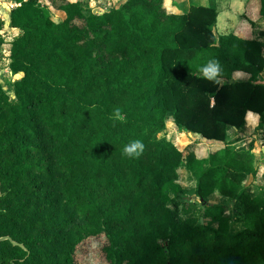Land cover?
<instances>
[{
  "label": "trees",
  "instance_id": "16d2710c",
  "mask_svg": "<svg viewBox=\"0 0 264 264\" xmlns=\"http://www.w3.org/2000/svg\"><path fill=\"white\" fill-rule=\"evenodd\" d=\"M16 2L11 26L21 34L1 43L23 76L15 99L0 83V237L26 248L1 242L0 264H264V195L244 186L252 149L200 159L159 136L168 113L226 144L249 111L264 130V43L217 37L215 0L185 14L165 0L102 13L81 1ZM211 59L223 67L219 84L200 72ZM134 140L144 151L129 158ZM181 166L197 179L200 216L196 204L175 203L187 191ZM215 191L238 209L210 203ZM233 219L243 227L235 234Z\"/></svg>",
  "mask_w": 264,
  "mask_h": 264
},
{
  "label": "rangeland",
  "instance_id": "374dc122",
  "mask_svg": "<svg viewBox=\"0 0 264 264\" xmlns=\"http://www.w3.org/2000/svg\"><path fill=\"white\" fill-rule=\"evenodd\" d=\"M86 12H99V11H106L113 8H121L123 4L127 0H81ZM213 0H165L166 6L170 13H179L185 14L189 11L190 7L196 4L199 5H210ZM217 10L218 6L220 7V13L218 10L219 19L217 20L219 26H216L215 33L217 37L221 36L222 34H229L232 33L230 29H227L225 26V22L227 21L226 25L229 27L236 28V26L240 23H244V18L249 19L247 15L250 12L249 8L257 6L258 11L262 15V8H263V0H215ZM249 5V6H248ZM18 3L16 0H0V51L5 55L4 48L1 43H4V40L8 39V37H3L2 33L8 24L6 23L9 18H11L12 9L17 7ZM55 18L57 20H61L64 17V14L61 12H53ZM256 22L250 21L249 23L254 27H257L261 21L258 20V16L254 18ZM253 22V23H252ZM6 25V26H5ZM264 25V22L262 23ZM221 26V28H220ZM252 34V33H251ZM12 36L15 37L13 34ZM252 36V35H251ZM11 39L13 37H10ZM9 38V39H10ZM249 38V36H248ZM252 38V37H250ZM23 75V74H22ZM240 76H245L244 73H240ZM260 81H264V73L260 75ZM14 82L11 81L7 85V91L12 95L11 98L15 99V91H13ZM167 128L164 132H162L159 136L166 137L175 145H177L185 155H188L190 152H194L195 154H201L202 151L200 150L199 146L202 144V141L180 134L175 131V128L178 127L174 123V116L172 113L167 114ZM264 134L263 129H258L253 126H246L245 129L242 131L243 134L249 136L251 138L259 139L262 136L258 133ZM188 133H192L188 131ZM263 145H264V138H263ZM257 145V154H256V171L255 173L248 178L247 182L245 183V187L248 192L252 193L253 195H264L263 187H264V146ZM216 146H210L209 150L212 152L215 150ZM258 155V156H257ZM188 189L192 186L191 183L188 182L187 184ZM183 196L185 199L177 198L175 203H183L184 201H188L189 203H194L197 206L196 215L201 214L204 210V204L202 203L199 198L196 196L193 190H187L183 192ZM173 209L177 210L180 216L184 215L183 205L177 207L174 203L169 204ZM233 209V207H232ZM234 211V209H233ZM230 231L231 233L235 234L243 229L242 223L239 222L237 219H233L232 223H230ZM217 227V225H215Z\"/></svg>",
  "mask_w": 264,
  "mask_h": 264
},
{
  "label": "crops",
  "instance_id": "0c3cea01",
  "mask_svg": "<svg viewBox=\"0 0 264 264\" xmlns=\"http://www.w3.org/2000/svg\"><path fill=\"white\" fill-rule=\"evenodd\" d=\"M72 1H81V0H72ZM128 1V0H127ZM126 1V2H127ZM82 2V1H81ZM199 5V4H196ZM204 6H208V5H204ZM249 6V5H248ZM120 8V7H119ZM219 6H218V10H219ZM113 9H118V8H113ZM250 12L247 15V17H249V19L244 18V23H240L236 26V28H233L231 26H227L225 22V26L227 29H230L232 31V33L229 34H222L221 36L224 35H230V34H234L237 35L241 38L244 39H258L261 40L264 43V25H262V23L264 22V14L262 11V15L260 14V12L257 9V6H254L252 8H249ZM220 13V10H219ZM179 14V13H177ZM220 15V14H219ZM219 15H218V19H219ZM258 16V20L261 21L260 24L257 25V27H254L253 25H251L249 22L254 21ZM250 20V21H248ZM252 22V23H253ZM8 24V26L5 27V29L3 30V37H8V39L4 40V42L9 43L11 41H14L16 38H18L21 34L20 29L18 28H14L11 26V18H9L6 22ZM216 26L218 27L219 24L218 22L216 23V25L214 26V30H216ZM221 28V26H220ZM252 33V34H251ZM15 35L12 36V35ZM252 35V36H251ZM249 36V38H248ZM10 37H13L12 39ZM252 37V38H250ZM10 38V39H9ZM4 48V47H3ZM5 51V55L3 53H1L0 51V83L4 86L5 90L7 91V85L9 84V82L13 81L14 83H16L18 80L21 79V77L23 76L22 73H18L15 74L12 69L10 68V52L8 50H6L4 48ZM264 73V71L262 72ZM261 73V74H262ZM15 84L13 86V91H15ZM8 94L12 97V95L9 93V91H7ZM15 93V92H14ZM246 122L248 126H253L255 128H257L261 122V116L258 113L249 111L247 116H246ZM175 131L183 134L185 136H190L193 138H196L200 141H202V144H200L199 148L202 151L201 154H196L198 156V158L200 159H206L210 156L211 153L219 150V149H223L225 147H229L238 151H242V150H250L252 149L253 153L257 154V145H263V138H264V134H261L260 132H258L262 137L259 139H254L251 138L249 136H246L245 134L242 133V131L237 130V129H231L229 131V137H228V144L226 143H222L219 141H211V140H207L204 137H202L199 134H195V133H188V130L186 129H181L179 127L175 128ZM174 143V142H173ZM216 146L214 151H210L209 148L210 146ZM177 146V145H176ZM264 146V145H263ZM178 147V146H177ZM261 147V146H259ZM179 148V147H178ZM180 149V148H179ZM181 150V149H180ZM258 156V155H257ZM256 166V165H255ZM178 171L180 172L179 174V182L180 184L184 187L185 190H193L196 188L197 186V179L195 176H193V174L185 167V166H181L178 168ZM253 175V174H252ZM250 175V176H252ZM250 176H248V178H250ZM248 178L246 179L245 183L247 182ZM188 182L192 184L191 187H189L188 189ZM244 183V186H245ZM250 193V192H249ZM251 195H253L252 193H250ZM202 203H205L203 200L199 199ZM208 201L212 204H217V205H225L228 204L231 207H233V209H238V202L237 200H232L230 198H226L223 195H221L218 191H215L212 195H210ZM205 205V204H204Z\"/></svg>",
  "mask_w": 264,
  "mask_h": 264
},
{
  "label": "clouds",
  "instance_id": "9594fccd",
  "mask_svg": "<svg viewBox=\"0 0 264 264\" xmlns=\"http://www.w3.org/2000/svg\"><path fill=\"white\" fill-rule=\"evenodd\" d=\"M200 72L204 79L219 84L223 74V67L218 60L211 59L207 64L201 67ZM115 116L117 119H122L118 109L115 110ZM144 147L143 142L134 140L125 145L123 152L129 158H138L142 155Z\"/></svg>",
  "mask_w": 264,
  "mask_h": 264
},
{
  "label": "water",
  "instance_id": "95a60500",
  "mask_svg": "<svg viewBox=\"0 0 264 264\" xmlns=\"http://www.w3.org/2000/svg\"><path fill=\"white\" fill-rule=\"evenodd\" d=\"M99 12L102 13V11H99ZM95 13H96V12H95ZM233 82H234V80H231V81H230V83H233ZM202 221H204V219H202ZM5 241H10V242H11L13 245H15V246H20V247H22V248H26V247L24 246V244L19 243V242L13 240L12 237L9 236V235H7V236H3V237H0V243H1V242H5Z\"/></svg>",
  "mask_w": 264,
  "mask_h": 264
}]
</instances>
